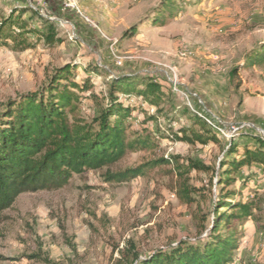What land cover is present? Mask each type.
Masks as SVG:
<instances>
[{
    "label": "rangeland",
    "instance_id": "374dc122",
    "mask_svg": "<svg viewBox=\"0 0 264 264\" xmlns=\"http://www.w3.org/2000/svg\"><path fill=\"white\" fill-rule=\"evenodd\" d=\"M28 1L38 5V0H0V13L8 16L13 8L30 7ZM80 1L98 28L46 2L42 6L49 17L71 23L57 22L63 43H41L25 52L0 48V112L9 100L38 91L58 67L77 61L82 63L72 78L77 82L87 77L88 64L116 76L154 78L170 91L176 106L209 115L225 135L216 130L218 142L208 145L158 140L153 150L127 153L110 167L75 174L63 188L20 195L0 219V264H127L132 245L140 256H148L181 241L201 240L212 227L213 198L220 190L213 179L228 144H252L250 135H261L249 127L234 128L252 124L264 131V66L240 70L239 90L230 79L232 68L264 41V0H202L197 6L178 0L183 10L158 25L145 19L153 17L162 0ZM136 24L138 33L122 40ZM183 52L187 56L182 57ZM172 70L181 83L179 94L166 75ZM90 80L91 92L100 96L107 92L109 74H92ZM89 94L82 96L80 115L90 121L98 105ZM132 104L142 110L128 121L130 136L146 127L165 132L164 119L145 124L156 107ZM167 111L173 115L170 107ZM167 156L179 157L185 166L198 161L210 168L187 176L196 190L193 203L179 198L182 181L167 174L171 166L157 167L126 183L105 180L108 170ZM236 177L235 184L222 191L236 189L244 197L256 195V200L252 216L230 224L229 229L243 231L233 264H264V177L257 165L244 166Z\"/></svg>",
    "mask_w": 264,
    "mask_h": 264
},
{
    "label": "trees",
    "instance_id": "16d2710c",
    "mask_svg": "<svg viewBox=\"0 0 264 264\" xmlns=\"http://www.w3.org/2000/svg\"><path fill=\"white\" fill-rule=\"evenodd\" d=\"M177 1L162 0L153 10V17L145 20H153L154 25L162 24L166 16H174L183 10ZM181 1L186 6L202 3V0ZM26 14L29 16L24 18ZM138 30L137 24L131 26L123 33L122 40L132 39ZM41 43L47 46L63 43L57 22L28 6L13 8L8 16L0 13V48L25 52ZM81 64L72 61L58 67L38 91L21 94L1 106L0 219L20 195L63 188L75 174L110 167L127 153L153 150L159 146L158 140L171 139L202 145L218 142L217 131L197 113L187 107L181 109L176 106L170 91L156 79L137 75L116 76L88 64L85 69L87 77L77 82L72 78ZM257 66H264V41L248 51L243 63L230 71L236 90L242 85L240 70ZM103 73L109 74L108 90L100 96L91 92L93 85L90 78L92 74ZM89 92L88 97L96 100L98 105V112L90 121L80 115L82 96ZM133 101H139L140 106L148 104L156 107V112L145 119V124L164 119L167 121L165 132L146 127L130 136L128 121L134 112L142 110V107L136 109ZM168 107L173 112L172 116L167 111ZM183 118L186 123L179 124L177 128L171 126V122H180ZM250 137L252 144L230 142L221 159L220 169L213 179L220 190L213 198L212 227L205 237L195 242L181 241L148 256H140L132 245L127 264L235 262V252L239 249L243 231L229 227L234 220L242 221L252 216L256 195L244 197L236 189L222 191V188L233 186L236 175L246 165H257L264 177V137ZM162 166H171L167 174H176L182 181L179 198L187 204L193 203L192 192L196 190L189 184L187 176L191 171L208 172L210 168L202 162L191 161L185 166L180 163L179 157H161L115 172L108 170L105 180L108 183H126Z\"/></svg>",
    "mask_w": 264,
    "mask_h": 264
},
{
    "label": "built area",
    "instance_id": "2783aa9c",
    "mask_svg": "<svg viewBox=\"0 0 264 264\" xmlns=\"http://www.w3.org/2000/svg\"><path fill=\"white\" fill-rule=\"evenodd\" d=\"M60 6H61V10L63 12L66 13H71L75 16H77L78 18H82L84 19L86 22L93 24V22L87 17L81 1L80 0H56ZM30 4V8L34 9L35 11H38L43 17L50 19L51 21H55V22H61L63 24H71L70 22H65L62 21L56 17H49V15H47L45 8L42 6L46 3V0H38V5H33V3H31V1H28ZM95 28H98L96 25H94ZM182 57L187 56L186 52H183L181 54ZM117 60V64L121 65L122 64V60L120 57H116ZM166 75L168 77L169 83L171 84L172 88H173V92L175 94H179L180 93V89H181V83L178 79L177 73L175 70H172L171 73L169 74L168 72H166ZM195 113H197L198 115H200L201 117H203L205 119V121L210 124L215 130L219 131L220 133H222L223 135H225L224 131L214 122V120L209 116V115H203L199 112L193 111ZM244 127H249L251 129H255L259 134H261L260 136L264 137V131L262 129H259L258 127L252 125V124H243L237 128H234V130H238L240 128H244Z\"/></svg>",
    "mask_w": 264,
    "mask_h": 264
},
{
    "label": "crops",
    "instance_id": "0c3cea01",
    "mask_svg": "<svg viewBox=\"0 0 264 264\" xmlns=\"http://www.w3.org/2000/svg\"><path fill=\"white\" fill-rule=\"evenodd\" d=\"M46 2H47L49 5H52V3L55 4V5H57V6L59 5L60 10H58V12H63V11L61 10V6H60V4H59L56 0H46ZM67 15H69V17H70V16L72 17L73 14H69V13H67Z\"/></svg>",
    "mask_w": 264,
    "mask_h": 264
}]
</instances>
